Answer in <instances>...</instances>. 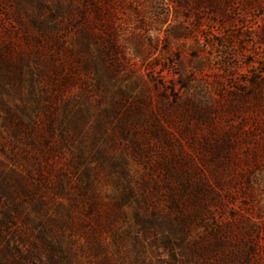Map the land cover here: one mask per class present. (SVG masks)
Masks as SVG:
<instances>
[{"label": "rangeland", "instance_id": "374dc122", "mask_svg": "<svg viewBox=\"0 0 264 264\" xmlns=\"http://www.w3.org/2000/svg\"><path fill=\"white\" fill-rule=\"evenodd\" d=\"M111 2L109 27L99 28L103 54L91 45V58L80 39V0H0V55L33 72L31 81L25 74L21 85L13 77L5 84L3 108L44 118L67 103L81 112L78 172L99 178L84 194L63 197L56 177L72 172L58 136L25 155L0 127L3 172L12 169L37 195L23 204L51 234L63 236L64 264H264V0ZM33 21L58 29L54 83L42 67L47 52L38 49L49 30ZM4 116L0 109V123ZM123 126L135 134L137 155ZM99 154L128 158L139 197L118 219L114 237L97 230L101 217L88 210L115 192L106 166L96 165ZM33 170L29 178L25 172ZM170 198L188 226L183 241L170 240L173 254L134 215V209L167 215ZM59 206L68 214H59ZM52 217L67 219L70 228H51ZM16 226L0 240V254L6 243L20 253L5 254L0 264L22 261L29 235L38 231L23 220ZM40 259L46 262L44 254Z\"/></svg>", "mask_w": 264, "mask_h": 264}, {"label": "trees", "instance_id": "16d2710c", "mask_svg": "<svg viewBox=\"0 0 264 264\" xmlns=\"http://www.w3.org/2000/svg\"><path fill=\"white\" fill-rule=\"evenodd\" d=\"M111 3V0H80L81 7L78 11L81 26L80 39L82 40V47H84L85 53L91 58L92 53L89 50V46L91 45L94 47V52L96 54H103V50L99 48L103 39L100 38V36L98 37V35H103L102 31L107 30L109 27L106 18L111 8ZM52 21L54 20H51V22ZM33 24L38 27L47 26L46 30H49L48 33H46L45 45H43L44 42H42V39L41 41L39 40L38 49H44L46 50L45 52H47L42 67L43 70L45 69L48 71L50 74L49 78L54 83L53 78L57 77L60 72V64H58V29H56L55 26L49 27L47 23L42 21H33ZM94 27H97V29ZM99 28H103V30ZM92 29H94L95 32L90 34L91 32L89 30ZM40 36L43 37V34ZM36 54H38L36 57L39 59V52H36ZM25 74L29 75L31 81L33 72L29 66L24 64H13L4 56L0 55V109L5 113V116L1 120L0 127L3 128V131L12 144L21 142L24 145L23 150L25 151V155L27 154V150L32 152L33 150H38L40 146H47L49 141L55 140V137L58 136L60 144L67 147L69 150L68 171L72 172L70 177L65 173L56 177L59 192L64 193L63 197H71L70 193L75 195L84 194L85 191L93 187L95 180L99 178L97 172L95 174L87 170L78 172V162L83 159V156L80 155L79 148H77L74 143L78 140L82 130L85 128L86 117L81 112L68 108L67 103H63L61 107L53 113L46 112L44 118L38 116L34 117L29 113L27 114L25 111L17 115L9 108H3L1 95L6 91L5 84L13 77L18 85H21L26 77ZM24 118H27L29 122L24 124ZM87 133V130H85V134ZM120 133L127 141L128 146L132 148L134 154L137 155L138 146L135 142V134L132 132V129L123 126ZM99 155L100 160H97L98 162L96 165L100 168L106 166L108 172L106 179L113 185L115 192L108 198V202L105 205H98V210L95 202L89 205L88 210L92 211L89 212V214H96L101 217V219L97 218L95 221L97 230L104 229L108 231L109 236L114 237V232L117 231L115 226L118 219H124L126 217L125 209H132L131 205L133 203L138 204L139 197L134 193V189L130 185V179H132L133 176L129 173L128 158L110 159L101 154ZM91 162L92 161H90V163ZM166 162V165H168L169 161ZM1 165L0 240L5 238L4 236L8 231L17 229V220H23L27 224L33 226L32 229L38 227L36 233L31 232L29 235V246L26 249L28 250L26 252L27 255L22 256V261L16 262L11 260L4 264H28L32 260L33 264H64L66 260V248L64 246L65 241L63 236L51 234V231L43 227L44 225L40 220L36 219L32 211L27 210L26 204H23L24 200H36L35 198H37V195H35L34 191L31 190L27 184H24L23 180H16L15 173L13 174L12 169H9L7 173L3 172L6 166ZM113 171H116V173ZM25 173L28 174L29 178H33L36 172L33 170L26 171ZM181 193H183V190L180 191V194ZM173 199L174 198H170L172 206H170L171 210L167 215L159 216L157 211H152L148 215L143 216L139 214L137 209H134V215L137 220H139L142 225L144 224L146 227H150L154 231L159 232V245L162 243L165 249L172 254L174 253V244L171 243L170 240L173 237H178L180 241H183L188 233L187 224L184 223L183 220H180V216H175L179 206L175 203L176 200L174 201ZM174 210H176V212H174ZM57 212L59 214H68V211L63 206H59ZM49 225L51 228L58 227L60 230L70 228L67 219H59L56 217H52V219L49 220ZM11 251L20 253L16 246L9 248V243H6L4 251L0 254V258L3 256L5 257V254H10ZM41 254L45 255L46 262L41 261Z\"/></svg>", "mask_w": 264, "mask_h": 264}]
</instances>
